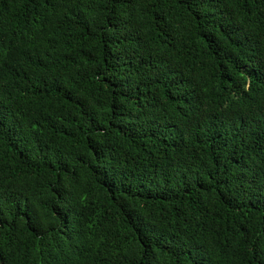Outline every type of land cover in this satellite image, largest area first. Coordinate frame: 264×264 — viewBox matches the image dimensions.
<instances>
[{
	"label": "trees",
	"instance_id": "1",
	"mask_svg": "<svg viewBox=\"0 0 264 264\" xmlns=\"http://www.w3.org/2000/svg\"><path fill=\"white\" fill-rule=\"evenodd\" d=\"M0 264H264V0H0Z\"/></svg>",
	"mask_w": 264,
	"mask_h": 264
}]
</instances>
